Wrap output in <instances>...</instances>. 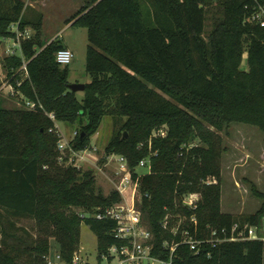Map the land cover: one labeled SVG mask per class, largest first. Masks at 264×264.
Listing matches in <instances>:
<instances>
[{"label":"trees","instance_id":"1","mask_svg":"<svg viewBox=\"0 0 264 264\" xmlns=\"http://www.w3.org/2000/svg\"><path fill=\"white\" fill-rule=\"evenodd\" d=\"M214 3L220 17L205 38L207 8ZM261 10L264 0H91L67 21L87 31L91 81L78 101L68 89V66L56 62L57 52L66 49L61 38L43 40L41 19L35 26L28 22L23 1L0 0V37L14 38L12 25L21 32L34 26L36 32L21 43L22 57L4 60L23 108H0V264H47L52 242L70 264L80 250L82 224L97 237L99 261L109 247L122 244L112 235L114 222L81 217L121 198L115 191L105 196L92 172L57 165L58 137L48 114L78 129L72 142L77 151L90 148L106 118L120 121L121 132L105 155L124 156L138 179L154 257L168 261L163 245L180 244L183 229L200 241L230 239L234 226L245 236L250 227L261 229L264 194L255 187L252 193L262 201L255 214L221 211L226 149L219 135L232 124L264 133V29L250 21ZM245 54L248 71L241 68ZM24 63L28 77L22 80L17 72ZM24 100L36 109L27 110ZM162 128L166 137L150 142ZM150 154L151 173L137 178L135 168ZM208 179L216 184L207 185ZM191 194L200 196L195 210L183 206ZM169 217L185 219L177 236ZM173 264H264V241L204 243L195 252L181 244Z\"/></svg>","mask_w":264,"mask_h":264},{"label":"rangeland","instance_id":"2","mask_svg":"<svg viewBox=\"0 0 264 264\" xmlns=\"http://www.w3.org/2000/svg\"><path fill=\"white\" fill-rule=\"evenodd\" d=\"M25 4V19L36 25L41 19V38L54 40L61 38L63 45L72 51L74 59L69 68L70 84H88L91 81L86 73L87 31L85 28L72 26L67 23L71 17L91 0H21ZM221 9L217 3L207 8L205 38L211 32L214 22L220 17ZM34 26L25 29L32 37L36 35ZM10 31L16 35V27L11 26ZM15 37H0V108L21 109L23 103L21 96L10 86V78L4 67V60L14 50ZM17 51V50H15ZM18 56L19 52H16ZM22 57V56H21ZM241 68L248 71L247 54L243 56ZM20 79H25L24 72H17ZM78 101L83 99V92L76 93ZM58 142L55 152L56 163L59 167L75 165L82 172H92L96 186L105 196L115 191L118 179L115 166L109 164L105 155V148L110 139L120 131V121L106 118L100 130L90 139V149L86 153L75 150L72 142L75 139L76 127H69L54 121ZM154 133V132H153ZM127 136V133H122ZM223 140L226 151L221 163V211L238 217L255 214L261 207L262 201L252 193V187L264 194V133L255 127L232 124L219 134ZM193 145H200L193 142ZM66 159V160H65ZM151 166V160H150ZM146 169H140V174H146ZM83 213L82 210H76ZM175 220L177 227L180 220ZM185 221L181 219V223ZM21 226L31 229L32 222H22ZM97 237L90 228L82 224L80 228V250L78 256L88 264H109L107 260H98ZM59 249L52 242L47 259L55 261Z\"/></svg>","mask_w":264,"mask_h":264},{"label":"built area","instance_id":"3","mask_svg":"<svg viewBox=\"0 0 264 264\" xmlns=\"http://www.w3.org/2000/svg\"><path fill=\"white\" fill-rule=\"evenodd\" d=\"M252 23L259 24L261 28L264 29V11H260L255 14L251 20ZM16 27V42H14V50L10 51L9 57L18 56L16 52L21 54V43L31 39L32 35L26 31H19L17 25H12ZM17 50V51H15ZM74 59V54L69 49H64L56 54V62L61 66H68L72 63ZM24 72L26 78L28 77L26 63L23 64L20 72ZM19 94V93H18ZM20 95V94H19ZM22 98V96H21ZM24 107L27 110L34 111L36 109V104L28 100H24ZM39 108L42 109L41 106ZM48 117L54 122V114H48ZM166 130L162 128L158 131H155L151 138H165ZM77 133H75V137ZM150 144V143H149ZM90 149V148H89ZM88 149L79 151V153H86ZM150 156L138 164L135 168L137 172V178H140L142 175L151 173L150 166ZM107 162L115 166V174L117 176V183H115V192H117L121 198L120 202L115 205L106 208L103 211H100L93 216L82 215L81 217H91L98 221H112L115 223V228L112 231V235L116 240L121 241V245H114L108 248L107 252L100 256V260H107L109 264H173V254L176 248L185 244L190 247L191 251H197L198 248L204 243H210L212 245L221 243V242H239L244 240L264 241V220L262 223L261 229L258 227H250L248 234L245 236L243 232H238L237 227L234 226L232 229V236L230 239L223 240H210V241H200L193 237L190 232L186 229H183L181 233V243L180 244H168L164 243L163 247L169 250L170 259L168 261L162 260L160 258L154 257L152 255L154 248V236L151 231L148 229L147 225L143 221L142 214L139 209V204L141 201V196L139 195V183L138 179H133V172L129 168L128 160L121 155L111 154L106 156ZM66 160V159H65ZM67 167H73L78 169L75 165H68ZM140 169H146V174H140ZM79 170V169H78ZM207 185L216 184L215 179H208L205 182ZM200 196L198 194H191L184 198L183 206L188 207L189 209L195 210L199 202ZM182 218H178L179 225L171 229V233L174 236H177L182 225ZM167 218L163 223V227L166 229L168 226ZM191 224H193L195 229V234L197 233V221L193 218L191 219ZM222 233L225 234V230H222ZM213 238L218 237V233L214 231L212 233ZM100 263V261L98 262ZM47 264H66L62 261L59 254L56 255L55 261L47 259ZM70 264H88L86 261L82 260L78 254L75 255Z\"/></svg>","mask_w":264,"mask_h":264},{"label":"water","instance_id":"4","mask_svg":"<svg viewBox=\"0 0 264 264\" xmlns=\"http://www.w3.org/2000/svg\"><path fill=\"white\" fill-rule=\"evenodd\" d=\"M68 89L69 91H71L72 93H79V92H84L85 90V85L82 84H69L68 85ZM84 134L81 135V138H83ZM126 136V135H125Z\"/></svg>","mask_w":264,"mask_h":264},{"label":"crops","instance_id":"5","mask_svg":"<svg viewBox=\"0 0 264 264\" xmlns=\"http://www.w3.org/2000/svg\"><path fill=\"white\" fill-rule=\"evenodd\" d=\"M68 49V48H67Z\"/></svg>","mask_w":264,"mask_h":264}]
</instances>
